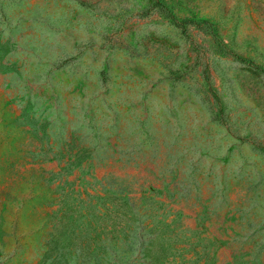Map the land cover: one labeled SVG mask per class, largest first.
Listing matches in <instances>:
<instances>
[{
	"label": "rangeland",
	"instance_id": "1",
	"mask_svg": "<svg viewBox=\"0 0 264 264\" xmlns=\"http://www.w3.org/2000/svg\"><path fill=\"white\" fill-rule=\"evenodd\" d=\"M0 264H264V0H0Z\"/></svg>",
	"mask_w": 264,
	"mask_h": 264
},
{
	"label": "trees",
	"instance_id": "2",
	"mask_svg": "<svg viewBox=\"0 0 264 264\" xmlns=\"http://www.w3.org/2000/svg\"><path fill=\"white\" fill-rule=\"evenodd\" d=\"M176 26L180 27L182 29V32L186 31L187 23H194L195 25H199L198 22L192 21V20H186V21H178L176 18H172Z\"/></svg>",
	"mask_w": 264,
	"mask_h": 264
}]
</instances>
